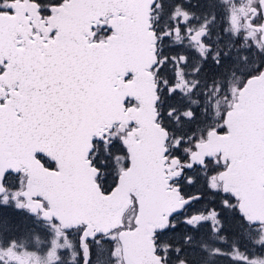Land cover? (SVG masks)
Listing matches in <instances>:
<instances>
[{
  "label": "snow or ice",
  "instance_id": "snow-or-ice-1",
  "mask_svg": "<svg viewBox=\"0 0 264 264\" xmlns=\"http://www.w3.org/2000/svg\"><path fill=\"white\" fill-rule=\"evenodd\" d=\"M182 8L0 0V264H264V0Z\"/></svg>",
  "mask_w": 264,
  "mask_h": 264
},
{
  "label": "flooded vegetation",
  "instance_id": "flooded-vegetation-1",
  "mask_svg": "<svg viewBox=\"0 0 264 264\" xmlns=\"http://www.w3.org/2000/svg\"><path fill=\"white\" fill-rule=\"evenodd\" d=\"M158 2H171V0H158ZM181 2H183V0H181ZM191 2L193 4V8H182V11H188L189 14L195 12L202 18L205 13L210 16L214 12L218 18L217 24L214 26L217 31L222 27L228 26L229 30L234 32L236 36H241L243 33L251 31L247 24V20L249 18L250 8L254 6L258 0H191ZM225 8L228 9V12H225ZM199 12H201V14ZM228 21H230V23H227ZM255 55L259 57V53H255ZM233 86L239 88L242 86V82H234ZM216 110H223V102H221L218 109L210 108L209 116H212L213 111ZM222 118V116L216 117L217 120ZM26 243L29 246H32L35 241L33 239H29ZM22 264H35V258H30L27 254H25L22 258Z\"/></svg>",
  "mask_w": 264,
  "mask_h": 264
},
{
  "label": "water",
  "instance_id": "water-1",
  "mask_svg": "<svg viewBox=\"0 0 264 264\" xmlns=\"http://www.w3.org/2000/svg\"><path fill=\"white\" fill-rule=\"evenodd\" d=\"M148 8H149V5L147 2H145L141 5L140 9L138 10V15H139L143 24H146L148 22V18L150 15ZM127 54H128V57L130 58L131 62H133L135 64H142L148 58L147 52L143 48L128 49ZM120 199L122 200L125 207H127L129 205L130 202L127 199L126 193L123 194L120 197Z\"/></svg>",
  "mask_w": 264,
  "mask_h": 264
},
{
  "label": "trees",
  "instance_id": "trees-1",
  "mask_svg": "<svg viewBox=\"0 0 264 264\" xmlns=\"http://www.w3.org/2000/svg\"><path fill=\"white\" fill-rule=\"evenodd\" d=\"M201 255L204 257L205 260L207 259V255L206 254L202 253ZM188 264H192V261L189 260ZM208 264H221V262L220 261H208Z\"/></svg>",
  "mask_w": 264,
  "mask_h": 264
},
{
  "label": "rangeland",
  "instance_id": "rangeland-1",
  "mask_svg": "<svg viewBox=\"0 0 264 264\" xmlns=\"http://www.w3.org/2000/svg\"><path fill=\"white\" fill-rule=\"evenodd\" d=\"M201 14V12H199Z\"/></svg>",
  "mask_w": 264,
  "mask_h": 264
}]
</instances>
